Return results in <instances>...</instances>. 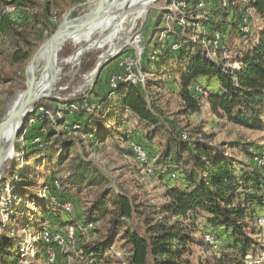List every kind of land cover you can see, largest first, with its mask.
Wrapping results in <instances>:
<instances>
[{
    "label": "trees",
    "instance_id": "1",
    "mask_svg": "<svg viewBox=\"0 0 264 264\" xmlns=\"http://www.w3.org/2000/svg\"><path fill=\"white\" fill-rule=\"evenodd\" d=\"M200 1L203 2L202 8L198 7ZM226 1L227 5L223 6L222 0H168L170 5L178 2L184 4L177 19L181 32L180 27L174 24L173 33L165 34L162 41L154 45L150 60L146 50L143 51L141 66L143 71L153 69V74L157 76L166 73L178 77L179 98L183 107L181 114H199L200 98L204 97L215 118L225 119L239 128L263 131L264 0ZM4 6L17 9L26 7L31 10L30 19L35 24L34 27L40 25L49 35L56 28L50 23L48 5L40 0H10L4 2ZM248 12L253 13L262 23L257 33L251 30L252 15ZM189 16L193 19L186 23ZM244 16H248L250 24L247 34L240 30ZM181 17L184 19V26L193 28L192 34L190 29L185 31V27L180 24ZM11 30L19 41L28 44L23 32L14 28ZM215 33H219L222 38L217 54L231 52L225 42L233 39L241 42V45L245 44L246 49L241 48L236 52L235 58L230 62L220 57L210 58L207 51L212 49ZM197 37L199 40L196 42ZM19 51L12 56L14 61L28 59L27 52L19 56ZM71 51L72 46L65 44L59 51L58 58H67ZM97 56L96 52L84 56L79 68V78L95 68ZM15 80L13 74L4 72L0 66V83H12ZM211 86L215 89L209 90ZM95 98L94 103L87 102L92 105L90 110L83 108L82 100L76 95L60 102L61 107L57 111L62 113L61 118L56 116L55 109L38 102L33 113L26 118L18 136L23 137L26 145L24 148L15 145L16 153L22 155V162H27L31 157H42L55 135L54 124L51 130H41L51 123L46 112L53 116L57 126L67 124L69 115H75L77 132L85 136L92 135L99 140L110 137L114 125L122 124L120 115L133 114L151 128L150 134L158 133V129L154 127L155 116L149 109L143 86L120 85L104 95H96ZM31 119L36 122L35 126L28 124ZM71 126L67 127L71 129ZM184 135L173 128L165 134L164 144L159 147L156 167L160 178L167 182H164L167 186L164 192L165 203L153 212L156 218L146 219V235L141 236L126 226L127 220L136 211L135 203L126 194L110 195L103 191L87 209L83 221L93 224L105 213H110L108 228L102 240L82 246L83 257L95 264L102 263L119 238L126 249L119 258H113L117 263L182 264V257L189 252L191 246L200 243L197 235L203 233L210 234H203L204 239L206 235L210 236L215 243L224 247L223 257L228 264H244L245 257L253 256L258 250L256 237L261 229L257 220L264 218V167L253 160L254 170L242 172L235 167V161L225 156L218 146L199 139L187 140L186 136L183 138ZM35 136H39L41 143H32ZM66 147H69L67 143ZM19 165L15 160L11 162L0 185L10 182L12 206H7L10 210L9 219L25 220L27 223L25 202L32 199L31 202L43 217H57L56 211L59 209L51 206L50 195L59 203L71 202V193H79L83 184L89 186L93 181V178L87 176L90 173L89 166L82 163L67 174L65 186L59 180L61 191L52 187L55 179L48 180L46 186L49 196L41 199L39 195L31 194L35 186L34 170H23ZM108 205L111 209H108ZM199 216L205 221L208 232L195 225ZM44 251L45 247L39 245L43 258ZM0 264H22L19 244L13 237L0 236Z\"/></svg>",
    "mask_w": 264,
    "mask_h": 264
},
{
    "label": "rangeland",
    "instance_id": "2",
    "mask_svg": "<svg viewBox=\"0 0 264 264\" xmlns=\"http://www.w3.org/2000/svg\"><path fill=\"white\" fill-rule=\"evenodd\" d=\"M9 1L0 0V66L4 72L13 74L16 80L12 83H0V116L6 100H10L25 91L28 62L41 44L51 36L40 25L34 27L35 24L30 19L32 11L26 7L21 9L15 8V11L10 14L4 13V2ZM40 1L48 5L50 23L57 28L62 19L68 14L69 19L85 15L95 0ZM127 1L118 0L117 6L111 12L115 15L118 14L119 11L117 9ZM198 7L202 8L203 2L199 3ZM182 8H184V5H181V2L170 5L168 4V0H157L153 2V6L147 7L140 16H137L134 11H127L116 36L113 38L109 32L106 40L104 37V39L100 38V47L87 51L77 62L78 52L83 47L81 45H86V42L83 41L81 45H74L71 41L65 42L64 45L69 43L72 46V51L67 58H62L57 60V62L61 64V60L65 59V61L71 63L61 67L57 81L44 93L46 97L38 100L35 105L38 102H42V104L55 109L56 116L61 118L62 113L57 111L61 107L60 102H64L68 98L76 95L78 99L82 100L81 105H83V108L90 110L92 105H89L87 102L94 103L96 95H104L108 92L110 90L109 78L119 72L116 59L108 60L111 56H101L117 46L126 44L125 38L128 36L127 38H130V43L123 51L128 49L134 54L137 50L134 44L137 42V45L143 51L146 50V54H148V59L150 60L153 55L154 45L161 42L165 34L173 33L174 24L180 27L178 26L177 19L181 10H183ZM124 10L126 12V7ZM250 14L252 15L251 30L257 33L262 25L253 13ZM192 19L193 17L189 16L186 23ZM179 21L184 26L183 17ZM156 22H158L157 26L155 25ZM184 27L185 31L190 29L191 34L194 32L192 27L189 28L186 25ZM13 28L18 32L24 33L28 44L18 40L11 30ZM163 29L165 30L163 31ZM100 34L97 33L94 35V42ZM134 38L138 39L133 44L132 40ZM198 40V37L195 38L196 42ZM225 43L231 52H226L224 54L225 56L221 53L217 54L218 49L221 47L220 43L218 48L208 49L207 56L212 59L220 57L222 60L225 59L230 62L235 58L236 52H239L241 48L243 50L246 49L245 44L241 45V42L235 39L229 42L226 41ZM17 50H20L19 56L27 52L29 54L28 59L14 61L12 56ZM92 52L98 53L95 68L100 58L102 59L98 67V72L96 74L92 73L94 68L79 78L78 73L81 62L86 54ZM40 75L41 73L38 72L36 78L38 79ZM143 77L146 101L149 109L153 111L155 116L156 123L154 127L158 129L156 131L158 133L150 134L151 128H148L145 123L139 121L133 114H129L119 116L122 124L118 126L114 125L110 137L103 140H99L96 137L89 139L83 133L77 132V129L68 128L70 125H72L71 127L77 126L74 124L77 121V117L75 115H69L67 124L57 126L55 122L50 120L51 123L46 127L43 126L41 130L45 132L48 129L51 130L50 128L54 124L55 131V135L51 138L48 149L44 152L43 156L45 158L43 156L37 158L31 157L27 162H22V157L21 159L18 158L16 153L17 149H15V145L24 148L26 143L23 137L16 139L11 162L15 160L20 164L19 167H23V170H34L35 186L31 190L33 196L43 192L47 181L50 179L61 180L65 186V182L68 180L67 174L72 173L74 168L77 165L81 166L82 163L89 166L90 173L87 176L88 178H93V181L88 184L89 186H86V183L83 184L79 193L70 194L72 211L69 215H65L62 211L58 210L56 211L57 217H43L41 211L31 202L32 199L25 202V213H28L26 214L28 223L25 220L9 219L10 210L7 206L12 204V200L10 199V182L1 184V238L13 237V240L19 244L24 241L28 234L32 236L38 235L43 228H47L53 234H58L63 237V231L67 224L79 225L81 229L77 230V242L74 246L62 251L58 246L52 245L51 248H54L56 251L57 264H95L94 261L82 257L79 251L82 250V246L85 244L102 240L105 237L111 217L110 213H105L99 220L94 221L93 229L90 231L84 230L82 226L87 209L103 191L109 192L110 195L126 194L135 203L136 211L127 220L126 226L139 235L145 236L147 229L146 219L156 218L153 212L157 211L158 206L165 203L164 192L167 187L165 185L167 182L165 181L166 179L160 178L156 162L160 150L159 147H162L164 144L165 134L169 133L173 128L176 132L185 134L183 138L186 136L187 140L199 139L213 146H218L223 150L225 156L235 161V167L240 168L242 172L253 171V160L259 164L261 157H264V130L254 131L243 129L230 124L225 119L215 118L204 97L200 98L201 112L199 114H181L183 107L179 98L177 76L167 75L166 73L162 76H157L153 74V69H146L143 72ZM214 89L211 86L209 90ZM262 121L264 125V117ZM28 124L32 127L36 125V122L29 123L28 121ZM147 136L150 137L148 138ZM38 138L39 136H35L32 143ZM66 143L69 147L65 148ZM133 144L140 145L144 150L147 157L146 162H139L132 154L131 145ZM259 166L264 167V165L260 164ZM86 182L88 183V181ZM51 206L53 208L55 207L53 205ZM107 207L111 209L110 205ZM6 214H8V220H5ZM195 225L198 226L197 228L208 232V229L205 227V221L201 216L196 219ZM259 228L261 232L259 231L256 237L257 243L259 244L258 250L253 256L244 259V264H264V254L262 253L264 251V226ZM203 234L197 235V238H200V243L189 248V252L182 257V264H228L223 257V252H225L223 250L224 247L218 242L215 243V241L213 245H210L207 239H204ZM124 245L117 238L113 249L107 254L108 258L103 260L102 263L97 264H120L113 258H119L121 256V253L126 249ZM22 264L47 263L45 257L43 258L39 252L38 257L35 255L27 263L22 262Z\"/></svg>",
    "mask_w": 264,
    "mask_h": 264
},
{
    "label": "built area",
    "instance_id": "3",
    "mask_svg": "<svg viewBox=\"0 0 264 264\" xmlns=\"http://www.w3.org/2000/svg\"><path fill=\"white\" fill-rule=\"evenodd\" d=\"M14 11H15V8L13 6H5L3 9V12L6 14L13 13ZM179 32H181V27L179 29ZM137 44H138L137 42L134 44L137 48L134 54L132 53L131 50H128V49L123 51L125 47L129 45V43L121 45L118 48V50L114 53L106 52L105 54H103V57L111 56L110 59L108 60L116 59L117 61V68L119 72L113 74L109 78V85H110L111 90L116 89L120 85H133V86L141 85L144 87V77H143L144 71L141 66V57L143 54V49L139 47ZM40 111H42V109ZM45 115H47L49 119L52 120V122H54L53 116H51L47 112L45 113ZM33 122H34L33 120H29V123H33ZM73 128L78 129V126H74ZM86 137L89 139H93L92 135H88ZM34 143L35 144L40 143V138L35 139ZM131 151H132V154L135 156V158L139 162L144 163L147 161L146 154L140 145H134V144L131 145ZM17 156L20 159L22 157L21 154H17ZM52 187L56 191H61L60 181L57 179L54 180L52 182ZM48 196H49L48 186H45L43 192L39 194V197L41 199H47ZM49 201L53 206L57 207L65 215H69L72 211V207H71L72 204L70 201L59 203L56 200V198L51 197V195H50ZM5 216H6L5 220H8V214H6ZM82 226L84 230L90 231L93 229V224L90 222L83 221ZM78 229H81V226L79 225L74 226L73 224L69 223L66 225L63 231V237L58 234L57 235L53 234V232H51L47 228H43L42 230H40L38 235L32 236L31 234H28L25 237L24 241L22 243H19V254H20L21 261L23 263H27L38 253L39 245H43L45 247L44 257H45L46 263L47 264H57L56 251L54 248H51L52 245L54 244L56 247L58 246V248L62 251L66 250L68 247L74 246L77 242V230ZM79 253L83 257L82 250H80Z\"/></svg>",
    "mask_w": 264,
    "mask_h": 264
},
{
    "label": "bare ground",
    "instance_id": "4",
    "mask_svg": "<svg viewBox=\"0 0 264 264\" xmlns=\"http://www.w3.org/2000/svg\"><path fill=\"white\" fill-rule=\"evenodd\" d=\"M111 1H117V0H111ZM153 1L154 0H128L122 6H120L119 9H117L119 11L118 14L115 15L114 13L110 11L104 19H102L97 24H95L85 35L69 37L66 41H71L74 45H81L83 41L86 42V45H81L83 47L78 52L76 62L78 61L80 56L83 55L84 52H86L88 49L100 47L101 46L99 44L100 38L104 37L106 40V36L109 34V32L111 33L110 36H112L113 38L115 37L117 32L120 30L119 27L121 25V22H123L122 20L126 16L127 11H134L137 16H140L144 13L147 7L153 6ZM200 3H202V1H200ZM181 5H184V4L181 2ZM222 5L223 6L227 5V1L222 0ZM124 6H126V9H127L126 12L124 10L125 9ZM95 13H96V10L93 8L91 9V11L87 13V15H90V14L93 15ZM240 28L244 34H247L249 30L248 16H244L242 20V25ZM97 33L99 34L101 33V34L99 35L98 38L95 39V42H94L93 40L94 35ZM127 37L125 38V42L130 43L129 42L130 38H127ZM213 38L214 40L212 42V45H213L212 49H216L219 47L220 41L222 38L219 33H215ZM136 39L137 38H134L132 40L133 44L134 42H136ZM60 43H61V39L59 38L55 40L53 43L48 44L44 48H42L35 57L34 65H35L36 74L38 72L41 73L39 77V81H38V87L36 88V91H35V95H38V94L43 95L45 92H47L51 88V86L55 83V81H57L61 67L71 63V62L65 61V59L61 60L63 64L62 63L60 64L57 62V60H60L59 58H57L58 57L57 49ZM120 46H117L111 49L110 52L111 53L116 52ZM101 61L102 59H100L99 64L101 63ZM20 97H21V94H18L15 97L8 100L6 104L5 113H10L14 109ZM13 129H14L13 125H9L7 128H5L2 134V137L4 138V140L10 138L13 132ZM9 156H12V154ZM259 164L264 165L263 156L261 157V160H259ZM257 225L259 227H263L264 218H259L257 220ZM205 239H207L210 245H213L214 240L212 237L206 236ZM262 253L264 254V251ZM248 258L249 256L245 257V259H248Z\"/></svg>",
    "mask_w": 264,
    "mask_h": 264
},
{
    "label": "water",
    "instance_id": "5",
    "mask_svg": "<svg viewBox=\"0 0 264 264\" xmlns=\"http://www.w3.org/2000/svg\"><path fill=\"white\" fill-rule=\"evenodd\" d=\"M156 1L157 0H154L153 2ZM92 4L93 5H91L89 11H91V9L94 8L96 10L95 14L87 15V13L89 12L88 11L85 15L80 17H75L72 19L68 18L69 14L66 15L62 19L60 24L57 26L53 34L50 36V38L47 39L44 43H42L39 49L35 52V54H33L30 61L28 62L26 69V80H27L26 89L23 93H21V97L19 101L17 102L16 106L10 113H5L6 104L9 99L6 100L3 112L0 116V180L10 166L11 159L13 156L14 143L19 136L20 130L23 127V123L25 122L26 118L33 113L35 103L38 100L46 97L45 94L35 95V91L36 88L38 87V81H39V78L38 79L36 78L37 74L34 65V61L37 53L46 45L51 44L55 40L60 38L61 43L57 49V52H59L62 46L64 45V43L67 42L66 40L69 37L85 35L95 24H97L99 21L104 19L108 15V13L117 6L118 0L117 1L95 0ZM91 49H88L87 51ZM86 52H84V54ZM81 57L82 55L78 60H80ZM99 61L92 73L96 74L98 72V67L100 65ZM9 125L14 126L13 132L10 138L4 140L2 134L5 128H7ZM11 154L12 156H9Z\"/></svg>",
    "mask_w": 264,
    "mask_h": 264
},
{
    "label": "crops",
    "instance_id": "6",
    "mask_svg": "<svg viewBox=\"0 0 264 264\" xmlns=\"http://www.w3.org/2000/svg\"><path fill=\"white\" fill-rule=\"evenodd\" d=\"M258 19V18H257ZM259 20V19H258ZM260 21V20H259ZM260 23H261V21H260ZM261 25H262V23H261Z\"/></svg>",
    "mask_w": 264,
    "mask_h": 264
}]
</instances>
